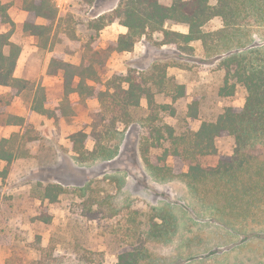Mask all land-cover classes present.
Segmentation results:
<instances>
[{
    "label": "trees",
    "instance_id": "16d2710c",
    "mask_svg": "<svg viewBox=\"0 0 264 264\" xmlns=\"http://www.w3.org/2000/svg\"><path fill=\"white\" fill-rule=\"evenodd\" d=\"M84 1L91 6L96 2ZM22 7L29 13L23 31L36 37L42 50L54 52L48 74L62 78L63 98L54 108H48L44 86L15 77L22 47L11 41L16 24L9 13L10 5L0 1V27H10L8 32L0 33V86L11 90L0 96L3 124L26 125L24 118L6 110L16 97H29L32 112L55 122L75 115L72 95H78L82 104L96 99L100 107L91 114V133L71 134L68 152L79 165L111 161L118 153L112 142L117 139L120 127L142 121L137 110L146 100L144 120L148 124L145 126L148 135L140 138V151L150 176L160 183L183 182L193 199L214 216L217 226L226 232L227 237L215 244H229L230 248L223 253L212 252L215 245H209L202 250L208 253L204 259L226 254L227 258L218 264H238L230 260V254L241 245L251 241L264 247V45H255L252 35L254 30L264 29V0H172L169 5L161 0H122L115 9L94 19L89 28L97 36L107 26L118 23L128 32L107 48L95 45L96 37H90L83 47L79 65L68 62L65 51L55 50L56 44L64 42L65 37L80 42L73 31L61 32L63 17L56 0H22ZM39 18L46 24H38ZM216 18L221 19L223 28L205 32L204 27ZM170 25H183L188 32L174 31ZM155 33L162 35L159 46L190 55L195 52L191 44L202 42L207 56L218 57L219 68L223 71L217 95L223 99L234 97L239 88H243L246 93L244 107L224 108L215 119L202 121L197 131L190 127L178 131L166 122V118L179 117V103L188 96L187 86L168 75V65L156 62L140 72L116 75L103 83L100 71L113 53L132 52L143 38ZM200 113L197 98L187 105V116L196 120ZM28 134L25 131L0 138V161L7 164L0 171V178L9 175L14 161L32 157L30 148L36 139L29 138ZM223 136L233 139V155H220L215 165L205 164L207 158L218 156L217 141ZM90 142L94 144L92 149ZM153 150H160L161 154L151 155ZM169 157L182 161L187 171L178 172L168 166ZM68 188L61 183L36 181L28 194L32 200L55 204L67 196ZM73 190L78 193L74 202L82 216L91 221L114 216V213L105 214L107 209H113L112 200L105 192L95 190L91 181ZM123 208L134 215L139 213L131 205ZM123 208L116 212H122ZM152 211V215L140 222L137 218L128 219V225L137 228L138 237L118 250L116 264H142L149 240L163 241L175 234V217L156 208ZM40 220L46 224L52 221L45 213L40 215ZM248 264L264 263L250 259Z\"/></svg>",
    "mask_w": 264,
    "mask_h": 264
},
{
    "label": "rangeland",
    "instance_id": "374dc122",
    "mask_svg": "<svg viewBox=\"0 0 264 264\" xmlns=\"http://www.w3.org/2000/svg\"><path fill=\"white\" fill-rule=\"evenodd\" d=\"M121 1L96 0L91 6L84 0H56L63 17L61 32L65 33V29L73 31L80 40L72 42L65 37L64 42L59 41V49L66 52L67 61L79 63L83 47L92 36L96 37L95 45L100 48H107L108 44L118 40L122 29L118 23L107 26L97 36L89 25L94 19L115 9ZM4 2L10 5L12 17L18 18L23 9L22 0ZM161 2L169 5L172 0ZM20 27L23 29V25ZM20 27L19 30L16 25L13 28L17 36H21ZM169 27L174 31L188 32L183 25ZM9 28L1 26L0 33ZM222 28L221 19L216 18L204 30L214 32ZM252 33L255 45H264V29ZM161 39L162 35L155 33L143 38L132 52L113 53L100 71L103 83L116 75L140 72L156 62L168 65V75L187 86L188 96L179 103V117L166 118V122L178 131L188 127L197 131L202 121L215 119L224 108L244 107L246 93L243 88H239L234 97L223 99L217 95L223 71L219 68L218 57L207 56L202 42L191 44L195 52L190 55L168 46H159ZM31 70L35 75L34 83L43 85L39 76L40 67ZM48 86L50 89L46 92L52 104L63 98L62 84L58 78L52 79ZM97 87L104 89L100 85ZM197 98L201 113L199 119L194 120L187 116V105ZM70 99L75 103V115L71 118L50 123L29 118L23 128L11 132L0 127V138L28 131L27 136L36 139L30 148L32 157L14 161L10 165L9 175L5 179L0 178V264H48V261L50 264H116L118 250L126 243L135 242L138 237L137 228L128 225V219L137 218L140 222L153 214V208L175 217L177 229L169 239L149 240L145 245L147 254L142 264H218V261L227 258L224 254L204 259L208 253L203 251L209 245H215L212 252L223 253L230 248L229 244H215L227 237L225 230L217 226L216 218L193 199L183 182H157L144 166L140 138L148 135L145 127L148 124L144 120L147 117V101L143 100L137 110L141 122L120 127L117 139L112 142L118 148L113 160L79 165L74 161L73 154L68 152L69 136L79 131L91 133V114L99 109L100 104L96 99L82 104L77 95H72ZM29 103V97L21 96L18 103L14 100L6 110L9 112L16 107L26 110ZM93 145L90 142L89 148L92 149ZM217 147L218 156L207 158L205 164L215 165L220 155H233L234 142L231 137H221ZM154 154L160 155L161 152L153 150L151 155ZM6 165L0 161V171ZM167 165L178 172L187 171V166L174 157L168 158ZM36 181L61 183L70 188L62 201L50 204L48 201L32 200L29 196L28 191ZM89 181L95 190L105 192L110 197L113 209H107L105 214L114 213L113 217L91 221L82 216L74 202L78 193L73 189ZM127 205L138 209V215L123 208ZM122 208V212H116ZM42 213L51 217V224L40 220ZM250 259L264 263V247L249 241L230 254V260L238 261V264H248Z\"/></svg>",
    "mask_w": 264,
    "mask_h": 264
},
{
    "label": "crops",
    "instance_id": "0c3cea01",
    "mask_svg": "<svg viewBox=\"0 0 264 264\" xmlns=\"http://www.w3.org/2000/svg\"><path fill=\"white\" fill-rule=\"evenodd\" d=\"M0 1L5 3L4 0H0ZM9 13H10L12 20L16 24V27L18 26V30H19V27L22 26L27 21V19L29 17V13L24 11L23 9L20 11L18 18H16V19L14 17H12L13 14H11L10 10H9ZM37 22H38V24H46V21L44 19H41V18L37 19ZM118 26L122 28L120 30L121 35H124L128 32L127 28H125L124 26H121L120 24ZM20 29H21V36H17L16 35L17 33L15 32V33H13L12 38H11L12 42L17 43L22 47V53L20 55L16 70H15V77L23 78V79H26L28 81L34 82L35 75L33 74L31 69H33L36 66H39L41 69L39 76H41V78H42V81H43L42 86H44L46 88V91L47 90L49 91L50 86H48V85L50 84L52 79L58 78L62 84V78L60 76H50L48 74L49 67H50L54 52H51L50 50H42L38 46V40L36 37L25 33L21 27H20ZM9 30H10V28L4 29L3 33L8 32ZM55 50L56 51L60 50L59 49V43L56 44ZM36 59H39V60L37 61ZM70 63H72V62H70ZM80 63H81V61L79 63H73V64L79 65ZM10 92H11L10 88L5 87V86H0V96L9 94ZM74 95H76V94H74ZM48 97L49 96L47 95V100H48ZM78 98H79V96H78ZM14 100L16 101V103H18L20 100V97H16ZM79 100H80V98H79ZM61 101H62V97L59 98L58 100L54 101L53 104L51 103L50 100H48L47 107L48 108H54L55 105ZM9 113L13 114L15 116L24 118L26 121L29 118H37L40 120H46L48 123L55 122V120H53V119H49L45 116H42V115H39L37 113L32 112L31 111V103H29V106L26 110L16 107L14 109H10ZM0 127H2V129H5L7 132H11V131L23 128L21 126L5 125V124H1ZM6 138H9V137H6Z\"/></svg>",
    "mask_w": 264,
    "mask_h": 264
}]
</instances>
